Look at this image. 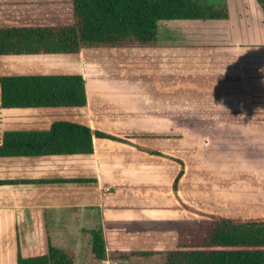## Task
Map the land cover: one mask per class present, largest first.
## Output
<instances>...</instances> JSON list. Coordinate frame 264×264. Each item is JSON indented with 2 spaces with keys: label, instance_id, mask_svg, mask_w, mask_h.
Returning a JSON list of instances; mask_svg holds the SVG:
<instances>
[{
  "label": "crops",
  "instance_id": "0c3cea01",
  "mask_svg": "<svg viewBox=\"0 0 264 264\" xmlns=\"http://www.w3.org/2000/svg\"><path fill=\"white\" fill-rule=\"evenodd\" d=\"M226 5L225 20L159 22L152 48L0 57V77L81 76L86 95L79 109L5 110L0 94V145L6 132L55 121L127 141L94 139L87 156L0 158V181H25L0 186V264H16L17 225L23 247L35 249L24 232L32 209L45 210L51 243L132 223L180 230L202 222L199 213L264 218V20L256 0ZM22 11L65 15L71 4L0 8V18ZM51 111L64 114L45 123Z\"/></svg>",
  "mask_w": 264,
  "mask_h": 264
},
{
  "label": "trees",
  "instance_id": "16d2710c",
  "mask_svg": "<svg viewBox=\"0 0 264 264\" xmlns=\"http://www.w3.org/2000/svg\"><path fill=\"white\" fill-rule=\"evenodd\" d=\"M256 2L264 20V0ZM70 4L71 12L65 15L53 11L32 17L22 11L16 19L0 18V57L75 55L89 48H152L157 45L159 22L228 18L226 0H70ZM0 94L5 110L86 105L81 76H4L0 77ZM128 138L161 139L162 135ZM94 139L127 142L82 125L55 121L47 131L4 133L0 158L92 155ZM21 182L25 183L0 181V186ZM30 214L38 246L24 248L17 225L16 264H76L74 254L51 244L45 210L32 209ZM199 215L205 224L187 242L181 241L180 230L93 231L90 264H124L158 255L166 257L165 264H264V218Z\"/></svg>",
  "mask_w": 264,
  "mask_h": 264
},
{
  "label": "rangeland",
  "instance_id": "374dc122",
  "mask_svg": "<svg viewBox=\"0 0 264 264\" xmlns=\"http://www.w3.org/2000/svg\"><path fill=\"white\" fill-rule=\"evenodd\" d=\"M205 1V0H202ZM70 0H0V8H42V7H61L67 6ZM164 25H159V30L161 37L163 39V28ZM161 39V38H160ZM64 112H48V115H43L44 120H47L48 123L50 118H60ZM24 117L20 115H12V121H20ZM43 120V119H42ZM47 126L36 127L35 129L25 127L24 132H30L33 130L43 131ZM96 226L97 224L94 223ZM205 224V223H204ZM202 222H187L181 226V241H189L195 234H197L202 226ZM116 228L123 229L127 232H142V231H173L179 228L178 223L163 222V223H139V224H124L116 226ZM24 232L27 236L28 248H36L37 243L36 239L32 232L31 224L29 226H24ZM93 232V231H92ZM31 237L33 239H31ZM30 238V239H29ZM51 244H54L55 247L65 249L71 253H74L76 264H90V244H91V232H86L82 235H65L64 239L52 238ZM32 243V245H31ZM11 261V259H9ZM112 262H110L111 264ZM121 264L120 262H116ZM166 257L164 255H158L149 259L134 258L128 261L127 264H165Z\"/></svg>",
  "mask_w": 264,
  "mask_h": 264
},
{
  "label": "built area",
  "instance_id": "2783aa9c",
  "mask_svg": "<svg viewBox=\"0 0 264 264\" xmlns=\"http://www.w3.org/2000/svg\"><path fill=\"white\" fill-rule=\"evenodd\" d=\"M111 264H117L116 262H114V263H111Z\"/></svg>",
  "mask_w": 264,
  "mask_h": 264
}]
</instances>
